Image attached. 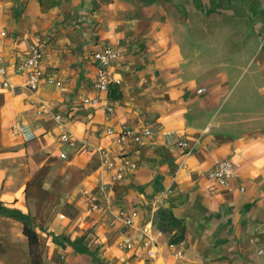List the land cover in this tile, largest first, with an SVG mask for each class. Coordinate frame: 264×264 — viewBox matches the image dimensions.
<instances>
[{
  "label": "crops",
  "instance_id": "1",
  "mask_svg": "<svg viewBox=\"0 0 264 264\" xmlns=\"http://www.w3.org/2000/svg\"><path fill=\"white\" fill-rule=\"evenodd\" d=\"M36 34L44 51L40 88L0 91V201L31 217L44 263L264 264V0H0V57L13 85L25 77L12 64ZM104 45L123 51L111 68L121 94L110 99L112 114L82 103L107 96L91 81V55ZM56 113L77 136L75 146L60 141ZM18 122L37 136L26 141L15 133ZM124 124L138 131L149 125L153 135L113 146L112 156L130 151L139 168L111 181L100 154L82 140L98 145L100 130ZM165 132L188 148L165 144ZM216 159L235 163L229 187L210 186ZM83 188L104 211L86 208ZM159 208L184 221L179 245L161 233L148 262L117 246L141 240ZM119 210H137L132 227L115 219ZM175 248L184 251L179 263ZM0 264H32L23 222L3 213Z\"/></svg>",
  "mask_w": 264,
  "mask_h": 264
},
{
  "label": "built area",
  "instance_id": "2",
  "mask_svg": "<svg viewBox=\"0 0 264 264\" xmlns=\"http://www.w3.org/2000/svg\"><path fill=\"white\" fill-rule=\"evenodd\" d=\"M3 36L7 35V32L3 30ZM41 35L36 34V41L29 48V50L21 56L15 63L12 64V69L19 75L25 77V81L21 85H13L8 78L9 67L2 64V58L0 57V91L5 89H12L15 92H19L22 87L37 92L40 88L45 71L43 68L44 51L41 47ZM123 56V51L117 47L111 45H104L100 49L95 50L91 55L92 63L95 66V71L92 77V86L99 94L106 93V98H101L100 95L86 96L83 98L82 103L102 105L107 114H112L115 111V105L110 102L109 90L113 83H118L112 73L111 68L116 64ZM50 82H55L60 88H64L60 80L50 79ZM205 88L198 89V92H202ZM55 120L61 128L60 141L67 143L71 146H75L78 142L77 136L71 132L67 127V120L59 113L54 115ZM15 133L20 134L26 141L34 139L37 134L31 130L28 124L16 123L13 126ZM153 135L152 127L147 125L141 131H138L131 125L124 124L119 128L113 126H107L100 130L99 138L100 143L98 145H92L86 139L82 140V147L90 152H98L101 156L102 167L105 172L109 174L111 181H120L128 174L135 172L139 168L138 159L129 151H122L115 156L110 154L114 145L126 146L127 144L140 145L144 140L151 138ZM162 139L167 145H177L182 148H188V142L178 138L173 132H165L162 134ZM62 158H66V153H61ZM236 166L231 159H216L213 168L208 172L207 178L210 182V186L213 189L229 187L233 176L235 175ZM244 191V188H241ZM173 193V190L166 189L160 192L155 200V204H162L165 199ZM81 194L84 197V205L91 211H104V206L98 198V195L92 192L88 188H83ZM154 204V206H155ZM154 210V209H153ZM64 217L63 214L60 215ZM138 217L137 210H119L115 219L125 228L132 227ZM154 214H152L150 220L145 224L143 232L144 237L136 242L131 241H119L117 246L119 248H125L127 250L135 251L144 256L146 262L153 260L159 253V236L160 230L154 231ZM180 243V242H179ZM179 243L170 244L172 248ZM173 257L176 262H180L184 258V251L178 248L174 249Z\"/></svg>",
  "mask_w": 264,
  "mask_h": 264
},
{
  "label": "trees",
  "instance_id": "3",
  "mask_svg": "<svg viewBox=\"0 0 264 264\" xmlns=\"http://www.w3.org/2000/svg\"><path fill=\"white\" fill-rule=\"evenodd\" d=\"M120 91L114 84L109 90V97L116 99L120 97ZM0 213L12 216L23 222V233L28 239L29 252L32 264H45L43 250L40 244L39 234L29 215L7 209L0 201ZM154 226L161 232H168L170 244L182 242L185 239L186 226L182 219L177 218L167 208H159L154 214Z\"/></svg>",
  "mask_w": 264,
  "mask_h": 264
},
{
  "label": "rangeland",
  "instance_id": "4",
  "mask_svg": "<svg viewBox=\"0 0 264 264\" xmlns=\"http://www.w3.org/2000/svg\"><path fill=\"white\" fill-rule=\"evenodd\" d=\"M203 92V91H202ZM168 237H169V235H170V233H168V232H164ZM162 259L160 258L159 260H158V262H157V264H162ZM54 264H57V263H54ZM124 264V263H123ZM131 264H143L142 262H137V261H134V262H132Z\"/></svg>",
  "mask_w": 264,
  "mask_h": 264
}]
</instances>
